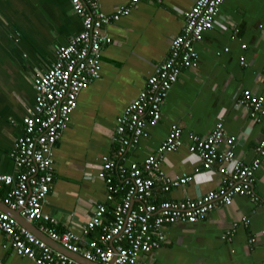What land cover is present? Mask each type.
<instances>
[{
	"label": "crops",
	"instance_id": "obj_1",
	"mask_svg": "<svg viewBox=\"0 0 264 264\" xmlns=\"http://www.w3.org/2000/svg\"><path fill=\"white\" fill-rule=\"evenodd\" d=\"M98 1L106 15L129 3ZM195 1L142 0L106 27L111 43L102 49L100 77L80 92L70 123L53 148V181L43 213L57 220V232H80L98 204L112 210L114 203L105 201L106 186L98 177L100 157L114 156L117 118L167 59L171 41L182 31L183 13ZM80 30L69 0H0V172L16 173L9 154L35 103L34 77L48 70L55 49L67 45ZM195 50V67L182 69L163 102L161 119L129 154L130 161L142 162L177 125L184 146L161 163L171 179L195 175L200 161L188 152V137H204L219 122L227 136L236 137V157L245 164L255 158L264 123H251L239 101L244 90L264 96V0H224L214 28L204 33ZM215 171L201 172L187 185L165 192L162 179L156 178L153 201L195 200L216 190L221 178ZM252 191L264 198V160ZM4 195L5 190L0 191L1 210ZM10 214L22 222L16 212ZM31 223L36 230L27 226L33 234L49 239L40 231L47 224ZM163 230L165 240L159 248L139 255L142 264H264V208L250 196L234 197L195 224ZM99 234L95 229L84 242ZM0 264L34 263L16 255L0 235Z\"/></svg>",
	"mask_w": 264,
	"mask_h": 264
},
{
	"label": "built area",
	"instance_id": "obj_2",
	"mask_svg": "<svg viewBox=\"0 0 264 264\" xmlns=\"http://www.w3.org/2000/svg\"><path fill=\"white\" fill-rule=\"evenodd\" d=\"M141 1L129 0L128 5L106 15L98 0H69L73 14L81 21V30L70 37L67 45L57 47L48 70L34 77L35 103L23 118L22 134L9 154L16 173L0 172V191L6 190L3 204L7 209L18 212L29 223L47 224L40 227L43 234L86 262L142 264L139 255L150 253L164 242L165 225L195 224L216 207L229 205L236 196H250L264 208V198H256L252 191L255 173L264 160V136L255 148L253 161L245 164L235 155V137L225 134L222 123L204 137L190 135L187 150L200 161L193 173L212 172L217 166L215 172L221 178L218 189L195 200L153 201L154 179H162L165 192L187 185L195 176L171 179L161 169L165 155L184 145L177 125L170 127L164 140L142 162L129 160L132 150L147 138V129L161 119L163 102L182 69L195 67V44L219 17L223 0H196L183 13V33L171 41L167 59L155 68L145 88L117 118L114 156L100 157L98 177L106 186L105 201L114 203L112 210L98 204L78 233L57 232V220L43 213L53 181V148L70 123L80 92L100 77L102 48L111 43L105 27L127 16ZM239 102L247 108L251 123H264V96L244 90ZM95 229L100 231L98 237L84 242ZM0 235L8 239L16 255L34 264H82L53 250L1 210Z\"/></svg>",
	"mask_w": 264,
	"mask_h": 264
},
{
	"label": "water",
	"instance_id": "obj_3",
	"mask_svg": "<svg viewBox=\"0 0 264 264\" xmlns=\"http://www.w3.org/2000/svg\"><path fill=\"white\" fill-rule=\"evenodd\" d=\"M2 211H4V212H7V213H9L10 214V211L7 209V207L4 205V204H2ZM13 216V215H12ZM15 219H16V217L15 216H13ZM18 217L20 218V219H22L19 215H18ZM21 225H23L24 227H26L29 231H31L29 228H28V226L27 225H29L31 228H34V226L32 225V224H30V223H27V222H25L24 221V219L22 220V222H21ZM35 229V228H34ZM36 230V229H35ZM32 233H34V232H32ZM41 238L43 239V240H46V241H48L49 239H47L45 236H43V235H41ZM48 243H49V241H48ZM49 245L50 246H52V247H54V249H58L59 251H61V252H63V253H65V254H68L70 257H73L74 259H80L82 262H80V263H82V264H98V263H91V262H86V261H84V260H82L79 256H77V255H75V254H72V253H68L66 250H64V249H62L60 246H58L56 243H53L52 242V244H50L49 243Z\"/></svg>",
	"mask_w": 264,
	"mask_h": 264
},
{
	"label": "bare ground",
	"instance_id": "obj_4",
	"mask_svg": "<svg viewBox=\"0 0 264 264\" xmlns=\"http://www.w3.org/2000/svg\"><path fill=\"white\" fill-rule=\"evenodd\" d=\"M173 87V86H172ZM1 210V209H0ZM2 211V210H1ZM4 212V211H3ZM12 213H14V211H11ZM7 213V212H6ZM18 215H19V213L18 212H16ZM7 214H9V213H7ZM45 214V213H44ZM12 218H14L11 214H9ZM20 216V215H19ZM15 219V218H14ZM16 220V222L20 225V226H22V227H24L23 225H21V223L20 222H18L17 221V218L15 219ZM30 224H32L31 222H30ZM33 225V224H32ZM26 230H28L26 227H24ZM29 231V230H28ZM29 232H31L32 233V231H29ZM33 234V233H32ZM34 236H36L35 234H33ZM37 237V236H36ZM37 238H39V237H37ZM40 239V238H39ZM40 240H42V239H40ZM43 241V240H42ZM45 242V241H44ZM54 242V241H53ZM46 243V242H45ZM56 243V242H55ZM47 244V243H46ZM58 246H60L62 249H64L61 245H59L58 243H56ZM48 245V244H47ZM49 246V245H48ZM49 247H51L53 250H55V251H57V252H60L61 254H64L65 256H67V257H70L68 254H65V253H63V252H61V251H59L58 249L56 250V249H54V247H52V246H49ZM65 250V249H64ZM67 251V250H66ZM68 252V251H67ZM69 254H70V252H68ZM70 258H73V257H70ZM74 259V258H73ZM77 261H78V259H77Z\"/></svg>",
	"mask_w": 264,
	"mask_h": 264
},
{
	"label": "trees",
	"instance_id": "obj_5",
	"mask_svg": "<svg viewBox=\"0 0 264 264\" xmlns=\"http://www.w3.org/2000/svg\"><path fill=\"white\" fill-rule=\"evenodd\" d=\"M223 1H224V0H223ZM223 1H222V4H223ZM195 2H196V1H195ZM222 4H221V6H222ZM221 6H220V10H221ZM192 7H193V5L190 7V9H191ZM190 9H188V10H190ZM188 10H187V11H188ZM185 12H186V11H185ZM219 16H220V13H219ZM218 19H219V17H218ZM218 19H217V20H218ZM216 22H217V21H216ZM215 24H216V23H215ZM214 26H215V25H214ZM183 27H184V24H183ZM213 28H214V27H213ZM213 28H212V29H213ZM212 29H211V30H212ZM105 31H106V27H105ZM208 31H210V30H206V31H204V32L202 33V39H203V35H204V33L208 32ZM182 33H183V28H182V31H181V33H180L179 35H181ZM198 43H199V42H198ZM196 44H197V43H196ZM196 44H195V45H196ZM103 47H104V46H103ZM102 49H103V48H102ZM74 111H75V110H74ZM248 114H249V113H248ZM249 121H250V119H249ZM207 135H208V134H207ZM235 139H236V137H235ZM187 145H188V143H187ZM187 145H186V147H187ZM158 146H159V145H158ZM183 146H184V145H183ZM172 153H173V152H172ZM241 162H242V161H241ZM242 163H243V162H242ZM250 163H251V162H250ZM248 164H249V163H248ZM215 168H216V170H217V166H216ZM189 176H191V175H189ZM219 176H220V175H219ZM254 177H255V176H254ZM253 182H254V181H253ZM4 190H5V189H2L1 192L4 191ZM5 192H6V190H5ZM179 202H180V201H179ZM165 226H168V225H165ZM164 228H165V227H164Z\"/></svg>",
	"mask_w": 264,
	"mask_h": 264
}]
</instances>
